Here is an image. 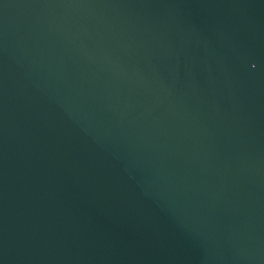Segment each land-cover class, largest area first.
Wrapping results in <instances>:
<instances>
[{"label":"water","instance_id":"obj_1","mask_svg":"<svg viewBox=\"0 0 264 264\" xmlns=\"http://www.w3.org/2000/svg\"><path fill=\"white\" fill-rule=\"evenodd\" d=\"M0 264H264V0H0Z\"/></svg>","mask_w":264,"mask_h":264}]
</instances>
